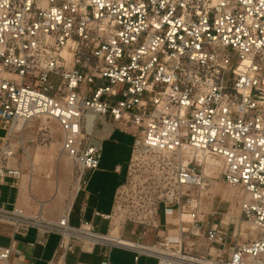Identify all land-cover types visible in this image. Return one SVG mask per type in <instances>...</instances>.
I'll list each match as a JSON object with an SVG mask.
<instances>
[{"label":"built area","instance_id":"obj_1","mask_svg":"<svg viewBox=\"0 0 264 264\" xmlns=\"http://www.w3.org/2000/svg\"><path fill=\"white\" fill-rule=\"evenodd\" d=\"M89 110L134 137L114 209L99 214L107 231L84 217L73 225L71 208L50 220L0 206L15 235L35 228L34 247L58 234L48 264L97 246L107 257L132 250L136 262L264 264V0H0V183L20 176L9 165L16 127L43 119L59 126L82 190L102 157ZM195 150L221 159L255 237L206 217ZM22 255L0 247V264H34L12 257Z\"/></svg>","mask_w":264,"mask_h":264},{"label":"rangeland","instance_id":"obj_2","mask_svg":"<svg viewBox=\"0 0 264 264\" xmlns=\"http://www.w3.org/2000/svg\"><path fill=\"white\" fill-rule=\"evenodd\" d=\"M86 116V130L89 133L91 132L94 125L98 122L99 115L92 111H88ZM108 132L109 128L107 124L104 123V127L102 130L96 133V137H100L104 134H107ZM0 134L3 135L4 131H0ZM16 135L20 138L16 137L11 139V143L15 150L13 161L18 164L20 169V177H23V175L27 177L31 175L36 179H44L47 175L49 178L46 180L50 183L51 188L47 189L43 193L41 191L36 193V197L40 200L46 201L49 199H57L58 201H53L49 208H47L45 211L47 213H51L53 211L59 210L60 216H62L64 211L71 204L72 194L77 185V175L76 168L70 158L68 159L69 162L65 165V167H62L61 160H57L56 158L50 157V155L47 154V150L53 144H56V146L60 149L61 132L59 126L55 122H49L43 119L36 120L31 122L22 132L17 131ZM132 143L133 138L130 135L121 134L119 132L116 134L115 139L104 141L101 160V168L104 169V173L100 172V174H93L90 186L97 183H103L107 186L113 185V187L116 186L117 176L114 174L113 169L117 163L126 160L130 153V147L132 146ZM37 154L39 155L38 159H36ZM202 170L205 173L204 166L202 167ZM208 171L209 176L205 174V177L209 181V186L202 191V205L204 211L206 212V217L214 219L216 223H220V221L223 220V224L225 225L222 224V229H228L230 232L233 231L238 220H240L239 226L244 229V233L240 231L239 236L244 234L243 238L255 237L250 232V228L248 227L249 225L244 219L239 218L237 215L233 218V220H230V217L224 215V213L228 211L233 203L236 205L240 204V196L234 198V200H223L221 194L213 193V190L216 189L217 185L221 186L223 189L231 188L223 181L221 177L222 165L219 171L214 169H208ZM55 185L60 187V193H58V197L53 195ZM237 189L239 190L240 195V189ZM204 192H207L208 195H206ZM211 200H213V208L209 204ZM207 206L209 208H207ZM160 209V218L163 221L164 209L163 207ZM211 211L216 212V214L214 216L209 214ZM244 224H247L248 226ZM106 226L107 223L103 222L100 226V230L103 232L106 231ZM132 228L133 226L130 224L126 227V238L133 239V236L131 235ZM77 255L78 252L75 254H70L68 257L69 263L72 261V259H77ZM79 259L84 262H96V257L85 254H82ZM130 259L131 253L119 248H115L111 254V264H125V261L128 262ZM141 263L157 264L158 260L154 257L143 258Z\"/></svg>","mask_w":264,"mask_h":264},{"label":"crops","instance_id":"obj_3","mask_svg":"<svg viewBox=\"0 0 264 264\" xmlns=\"http://www.w3.org/2000/svg\"><path fill=\"white\" fill-rule=\"evenodd\" d=\"M104 123L107 124L109 128V132L100 137H96V133L102 130V128L104 127ZM86 127H87V116L85 122V129ZM0 131H4L5 134L4 124L1 121H0ZM118 132L121 134L130 135L133 138V143H134V137L131 134L124 132L121 129L115 128L114 124L106 117L102 118L101 120L99 119L98 122L92 128L91 132L89 133L92 135L91 142L95 145H101L103 150L104 141L115 139L116 134ZM4 134L3 135L0 134V138H2ZM133 143L131 144L132 146ZM132 146L130 147V153L126 158V160L117 163L115 165V168L113 169L114 174L117 176V181H116L117 183L115 187H113V185L107 186L104 185L103 183H97V184L92 183L93 187L90 186L91 178L93 174L95 175L100 174V172L104 173V169L101 168V160H102L101 157L99 167L90 174L87 184L82 188V190L77 192V195L74 201L72 202L70 222L73 225H78L80 222V218L84 217L85 219L92 221L99 228V230L101 224L103 222H106L107 223L106 231H107L108 221L104 220L99 214L108 215L111 214L114 209L116 192L119 186L121 185V183L125 179L127 164L129 162L132 153ZM61 151H62V147H61ZM13 159L9 161V165L19 169L18 164L15 163ZM22 179L23 177L20 176L18 178L6 177L4 181L0 183V206H4L7 209H12L13 207H19L22 208L27 214H37L39 213L37 202L33 199H30L28 195L25 198H22ZM31 195L35 199L40 200L36 197L35 191L34 192L31 191ZM240 197H241V193H240ZM209 204L213 208V200H211ZM47 208H49V206L46 207L45 210ZM45 210L43 211V215L47 219L58 220L61 217L59 210L53 211L52 213L49 212L47 213ZM230 220L233 219L230 218ZM128 225L129 224H126L125 229ZM36 232L37 231L35 228H31L26 236L15 235L13 226L10 223L0 221V247L13 246L14 248L20 250L23 254L22 256L20 257L12 256L13 259L17 262L48 264V262L53 258L55 251L58 249L60 236L54 233L49 234L46 237L45 245L38 244L32 247L30 246V243L35 240ZM131 235L133 236V239L136 238L134 234L131 233ZM115 248H119L131 253V259L128 262L125 261V264H142L141 261L143 258H149L148 256L142 255L139 258V260L136 262L134 259L136 253L134 251L116 246L111 248L110 251H108L109 254L108 257L103 255L104 251H106L107 249L101 248L100 246H97L93 252L84 251L81 250L79 247H77L75 249V253L78 252L77 255L78 258L72 259V261L69 263L68 261L69 255L75 254V253H69L65 257V263L66 264H106V263L111 264V254L113 253ZM211 252L212 254L215 253L214 251ZM224 253L227 254L228 249H226ZM82 254L96 257V262L94 261L91 263V262L81 261L79 257Z\"/></svg>","mask_w":264,"mask_h":264},{"label":"bare ground","instance_id":"obj_4","mask_svg":"<svg viewBox=\"0 0 264 264\" xmlns=\"http://www.w3.org/2000/svg\"><path fill=\"white\" fill-rule=\"evenodd\" d=\"M22 129H23V127H22L21 124H19L16 127V131L22 132ZM60 144H61V142H60ZM193 152H194L195 156L197 157V160L200 161V163L204 166V171H205L204 175L206 174V175L209 176L208 169H214V170L219 171V169H220V167L222 165L221 159H218V158H214L212 156H209L206 153H204L203 151L195 150ZM38 154L36 155L37 156L36 159L39 158V155ZM47 154L50 155V157L56 158L57 160H61L62 167H65V165L69 162V160H68L69 157L66 156L61 151V145H60V149H59L56 146V144H53L47 150ZM216 177H218V176H216ZM47 178H49L47 175H46V177L44 179H40V178L39 179H36V178H33L31 175H29L28 177L24 175L23 176V179H22V198H25L28 195V197L30 199L35 200L37 202L38 211H39V213L42 214L43 217H44L43 211L45 210V208L48 207V206H50V204L53 201H56L57 199H54V200L53 199H49L48 201H46V200H37V199H35L31 195V191H33V192L35 191L36 193H39L41 191L43 193L47 189H50L51 186H50V183L46 180ZM230 187L231 188L223 189L221 186L217 185L216 189L213 190V193L214 194H221V197H222L223 200H234V198L240 196L239 195V190L236 187H233V186H230ZM78 188H79V184H78V181H77L76 188H75V190H74V192L72 194L71 204L67 207V209L64 211L63 214H66L67 211L71 208L72 202H73V200L75 199V197L77 195ZM58 193H60V187L55 185L54 186L53 195L58 197V195H59ZM204 193H206V195H208L207 192H204ZM239 198H240V201H241V197H239ZM207 208H209V207L207 206ZM240 212H241V210H240V204L239 205H236L235 203H233L231 205V207L228 209V211L224 213V215L225 216H228V217H230V218L233 219L237 215L239 217ZM176 221L177 220L174 217L171 219V223L172 224H175ZM246 223L249 226L247 224H244V225L248 226L249 228H252L253 227V225L251 223H249L247 221H246ZM239 224H240V220H238L237 226H239ZM223 225H225V224H223Z\"/></svg>","mask_w":264,"mask_h":264}]
</instances>
